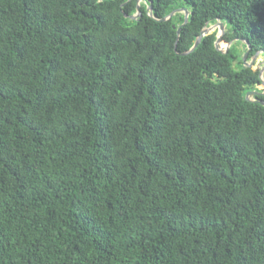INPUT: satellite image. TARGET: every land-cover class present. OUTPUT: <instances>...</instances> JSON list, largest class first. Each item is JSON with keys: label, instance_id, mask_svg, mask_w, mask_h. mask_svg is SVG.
Segmentation results:
<instances>
[{"label": "trees", "instance_id": "1", "mask_svg": "<svg viewBox=\"0 0 264 264\" xmlns=\"http://www.w3.org/2000/svg\"><path fill=\"white\" fill-rule=\"evenodd\" d=\"M139 1L0 0V264H264V0Z\"/></svg>", "mask_w": 264, "mask_h": 264}, {"label": "water", "instance_id": "2", "mask_svg": "<svg viewBox=\"0 0 264 264\" xmlns=\"http://www.w3.org/2000/svg\"><path fill=\"white\" fill-rule=\"evenodd\" d=\"M141 2H142V0H140L138 2V5H137L138 13L136 15H133V16H129V17L127 16V18H130L131 20L132 19L133 20H137L139 17L142 16V12H141ZM181 11H184L185 12V22L178 29L179 36L182 33L183 28L185 26H187V24L190 21V11L188 9L177 10V11L173 12L169 17L160 20V21H168V20L172 19L177 12H181ZM148 12H149V15L150 16H153V7L152 6L148 9ZM215 28H219V30H220V34H218V40H217V43H216L217 50L219 52L224 53V54H228L233 44L231 43V44L228 45L227 51H223L221 49L222 42L224 41V38H225V36L227 34V26L222 21L219 20L217 26H212V27L211 26H207L202 31L201 35L198 37V39H197L195 45L193 46V48L190 51L183 53L182 55L186 56V55H189V54L193 53L198 48V46L201 44V42L204 39V37L211 35L214 32V29ZM243 42L246 43V44H248L246 41H243ZM248 48H250V46H248ZM250 50L251 49H249V51L246 53V57L244 59L245 60L244 68H253V65L256 62V59H254L252 65L247 64V61L246 60H247V57L249 55ZM260 54H263L264 55V51H261ZM258 56H259V54H258ZM261 80H262V84L264 86V68H263V70H261ZM261 96L263 97L264 94H260L259 92L248 93V95L246 97V100L249 101V102H256V103H259V104H261V105L264 106V100H259V101L254 100V97H261Z\"/></svg>", "mask_w": 264, "mask_h": 264}, {"label": "flooded vegetation", "instance_id": "3", "mask_svg": "<svg viewBox=\"0 0 264 264\" xmlns=\"http://www.w3.org/2000/svg\"><path fill=\"white\" fill-rule=\"evenodd\" d=\"M218 25V23H216L215 25H212V26H217ZM237 40H235V41H233L232 42V44L233 43H235ZM231 44V43H230ZM249 49H251V47L250 48H245V52L243 53V55H242V61H243V63H244V65H245V57H246V53L249 51ZM252 49L250 50V52H249V55H248V57H247V62H251V65H252V63H253V61H254V59H256V62H255V64L253 65V67H255V66H260V72H261V70H263V68H264V62L263 63H260L259 64V62H258V59H259V57L262 55V56H264L263 54H260V52H258V53H254V54H252ZM258 54H259V56H258ZM257 57V58H256ZM239 61H237V63H238ZM260 86H263V84L262 85H260ZM260 86H257V88L255 89H252V90H250L248 93H255V92H259L260 94H264V90H261L259 87ZM264 97V96H263ZM262 96L261 97H254V100H256V101H259V100H261L260 98H263Z\"/></svg>", "mask_w": 264, "mask_h": 264}, {"label": "rangeland", "instance_id": "4", "mask_svg": "<svg viewBox=\"0 0 264 264\" xmlns=\"http://www.w3.org/2000/svg\"><path fill=\"white\" fill-rule=\"evenodd\" d=\"M212 27V26H211ZM215 31H218V34H220V30H219V28H215L214 29V32ZM234 47L238 50V51H240L241 52V54H242V52L244 53L245 52V47L244 46H242V45H238V44H235L234 45ZM221 49L223 50V51H227V49H228V44L226 43V42H222V45H221ZM258 62H259V64L260 63H263L264 62V56H260L259 57V59H258ZM247 64H249V65H251V62H247ZM254 71H260L259 69H260V66H255V67H253L252 68ZM261 90H264V86H260L259 87Z\"/></svg>", "mask_w": 264, "mask_h": 264}]
</instances>
